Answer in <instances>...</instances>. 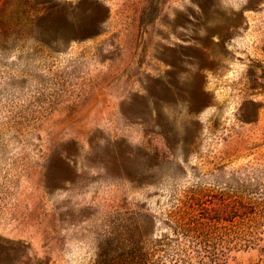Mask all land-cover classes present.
<instances>
[{
  "label": "rangeland",
  "instance_id": "rangeland-1",
  "mask_svg": "<svg viewBox=\"0 0 264 264\" xmlns=\"http://www.w3.org/2000/svg\"><path fill=\"white\" fill-rule=\"evenodd\" d=\"M0 264H264V0H0Z\"/></svg>",
  "mask_w": 264,
  "mask_h": 264
},
{
  "label": "trees",
  "instance_id": "trees-1",
  "mask_svg": "<svg viewBox=\"0 0 264 264\" xmlns=\"http://www.w3.org/2000/svg\"><path fill=\"white\" fill-rule=\"evenodd\" d=\"M198 206L202 203L194 202ZM193 208H196L193 206ZM204 210V207H201ZM256 208L251 203L243 200H234V202L225 201L222 204L214 205L212 209L205 215H195L189 221H177V227L182 228L186 232L192 233L194 236L207 239L209 230L212 228V223L222 222L225 220V233H229V226L236 224L239 234H246L256 224L255 222H249V218L256 214ZM202 214V213H201ZM236 218V222L234 221ZM226 234V235H227Z\"/></svg>",
  "mask_w": 264,
  "mask_h": 264
}]
</instances>
